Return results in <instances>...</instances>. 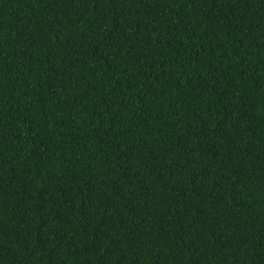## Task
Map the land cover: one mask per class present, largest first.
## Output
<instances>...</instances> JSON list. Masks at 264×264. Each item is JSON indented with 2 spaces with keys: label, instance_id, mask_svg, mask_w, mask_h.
Returning a JSON list of instances; mask_svg holds the SVG:
<instances>
[{
  "label": "trees",
  "instance_id": "16d2710c",
  "mask_svg": "<svg viewBox=\"0 0 264 264\" xmlns=\"http://www.w3.org/2000/svg\"><path fill=\"white\" fill-rule=\"evenodd\" d=\"M0 264H264V0H0Z\"/></svg>",
  "mask_w": 264,
  "mask_h": 264
}]
</instances>
